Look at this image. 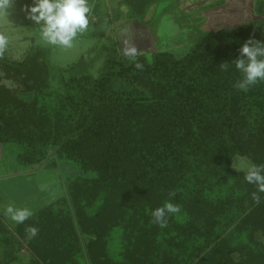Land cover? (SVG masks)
<instances>
[{"label":"trees","instance_id":"16d2710c","mask_svg":"<svg viewBox=\"0 0 264 264\" xmlns=\"http://www.w3.org/2000/svg\"><path fill=\"white\" fill-rule=\"evenodd\" d=\"M250 37L264 39V22L206 33L183 58L114 45L97 78H71L57 100L48 50H0V144L20 146L25 168L53 157L93 174L14 230L0 219V264L22 246L31 264H264V192L232 168L236 156L264 165V82L236 87ZM165 202L180 211L161 228Z\"/></svg>","mask_w":264,"mask_h":264},{"label":"rangeland","instance_id":"374dc122","mask_svg":"<svg viewBox=\"0 0 264 264\" xmlns=\"http://www.w3.org/2000/svg\"><path fill=\"white\" fill-rule=\"evenodd\" d=\"M32 3L10 0L9 9L0 13V36L7 41L0 50L13 61H22L33 47L48 50L51 70L47 93L54 94L56 100L63 97V85L71 78H97L114 45L119 54L130 59L144 56L151 61L156 53L183 58L206 33L264 22V0H86L90 8L88 28L66 48L41 37L42 24L34 23L26 11ZM131 11L134 15L130 18ZM2 80L9 88L19 87L15 81ZM22 152L18 145L0 144V219L10 230L20 223L6 215L8 205L28 208L34 215L67 199L69 182L93 178L75 163L58 162L53 157L33 168L22 167L17 162ZM51 160L55 163L49 165ZM250 165L249 158L236 156L232 168L247 172ZM16 258L15 264H31L33 255L22 246Z\"/></svg>","mask_w":264,"mask_h":264},{"label":"clouds","instance_id":"9594fccd","mask_svg":"<svg viewBox=\"0 0 264 264\" xmlns=\"http://www.w3.org/2000/svg\"><path fill=\"white\" fill-rule=\"evenodd\" d=\"M9 6L10 0H0V13L6 12ZM26 11L34 23L42 24L40 35L51 45L70 48L77 34L84 32L89 25L90 8L86 0H33ZM6 43L5 37L0 36V49ZM235 67L243 77L236 85L237 88L247 91L250 86L264 82V39L250 37L246 40L240 46ZM244 179L250 184H256L258 190L264 192V165H250ZM253 199L258 201L259 197L253 194ZM179 211V206L165 202L152 212L154 223L164 228L167 226L166 213L175 214ZM5 213L17 223H23L32 215L30 209L12 205L6 207ZM28 231L32 236L37 233L36 228H29Z\"/></svg>","mask_w":264,"mask_h":264},{"label":"water","instance_id":"95a60500","mask_svg":"<svg viewBox=\"0 0 264 264\" xmlns=\"http://www.w3.org/2000/svg\"><path fill=\"white\" fill-rule=\"evenodd\" d=\"M40 167H41V166H40ZM40 167H39V168H40Z\"/></svg>","mask_w":264,"mask_h":264}]
</instances>
